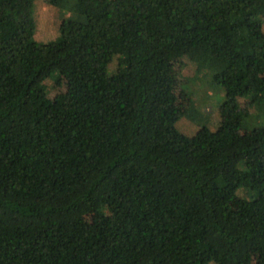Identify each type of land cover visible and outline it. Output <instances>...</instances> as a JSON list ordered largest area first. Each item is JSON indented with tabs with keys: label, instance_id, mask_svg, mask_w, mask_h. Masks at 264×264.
Here are the masks:
<instances>
[{
	"label": "trees",
	"instance_id": "obj_1",
	"mask_svg": "<svg viewBox=\"0 0 264 264\" xmlns=\"http://www.w3.org/2000/svg\"><path fill=\"white\" fill-rule=\"evenodd\" d=\"M36 1L0 0V264H264V0H47V42ZM182 58L226 95L192 135Z\"/></svg>",
	"mask_w": 264,
	"mask_h": 264
},
{
	"label": "rangeland",
	"instance_id": "obj_2",
	"mask_svg": "<svg viewBox=\"0 0 264 264\" xmlns=\"http://www.w3.org/2000/svg\"><path fill=\"white\" fill-rule=\"evenodd\" d=\"M35 15L37 16L38 29L35 38L42 42H47L55 39L58 36L59 17L51 10L47 0H37L35 5ZM264 24V14L262 15ZM117 58L112 57L110 68L115 70ZM171 65L175 75V92L178 99V104L183 110L185 116L178 123V128L187 135L195 134V132L207 124L215 128L213 122L219 121L221 116L222 104L226 101V95L223 90L211 88L205 82L194 80L191 75H194L196 64L190 59L182 58L172 60ZM44 86L50 98H55L65 93L67 90V81L64 76L54 75L44 82ZM194 103V111L192 106ZM244 107L246 105L244 99L237 102ZM191 114H193L191 116ZM242 193L237 195L232 204L238 206L242 202ZM86 221L89 225L95 222V215L86 216ZM258 258H254V264H259Z\"/></svg>",
	"mask_w": 264,
	"mask_h": 264
}]
</instances>
